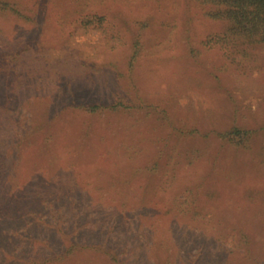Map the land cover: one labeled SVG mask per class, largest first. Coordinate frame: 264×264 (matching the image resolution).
Here are the masks:
<instances>
[{"label": "rangeland", "instance_id": "1", "mask_svg": "<svg viewBox=\"0 0 264 264\" xmlns=\"http://www.w3.org/2000/svg\"><path fill=\"white\" fill-rule=\"evenodd\" d=\"M223 28L200 0H0V264H264V43Z\"/></svg>", "mask_w": 264, "mask_h": 264}, {"label": "trees", "instance_id": "2", "mask_svg": "<svg viewBox=\"0 0 264 264\" xmlns=\"http://www.w3.org/2000/svg\"><path fill=\"white\" fill-rule=\"evenodd\" d=\"M200 2L205 6L207 17L224 24L221 33L210 36L208 40L211 43L221 44L228 49L238 44L247 46L264 43V0H200ZM2 4L7 8L6 2ZM102 107L103 105L95 104L87 106L86 109L93 112ZM231 133L244 135L249 131H242L236 127ZM57 198L50 200L51 205L65 201L64 194L61 195L60 200ZM77 214L76 212V216ZM26 215L27 213L24 214L25 219L28 217ZM53 215L60 216V210L53 211ZM2 234L5 235L3 230Z\"/></svg>", "mask_w": 264, "mask_h": 264}]
</instances>
